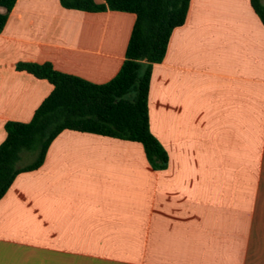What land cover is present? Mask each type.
I'll return each instance as SVG.
<instances>
[{
  "label": "crops",
  "instance_id": "0c3cea01",
  "mask_svg": "<svg viewBox=\"0 0 264 264\" xmlns=\"http://www.w3.org/2000/svg\"><path fill=\"white\" fill-rule=\"evenodd\" d=\"M0 14V144L53 91L18 64L105 84L136 19L59 0ZM149 125L165 170L140 143L61 132L0 200V264H264V25L251 0H191L153 66Z\"/></svg>",
  "mask_w": 264,
  "mask_h": 264
},
{
  "label": "trees",
  "instance_id": "16d2710c",
  "mask_svg": "<svg viewBox=\"0 0 264 264\" xmlns=\"http://www.w3.org/2000/svg\"><path fill=\"white\" fill-rule=\"evenodd\" d=\"M17 0H0L10 12ZM67 10L106 11L135 15V23L118 74L105 84H94L56 71L50 63H20L28 72L53 85V91L28 123L8 122L0 144V200L16 177L40 168L54 139L70 130L140 143L154 170H165L169 155L151 133L149 88L153 66L163 62L173 31L185 24L191 0H59ZM264 25L262 0H251ZM0 14V34L7 23ZM34 156L33 162L22 161Z\"/></svg>",
  "mask_w": 264,
  "mask_h": 264
},
{
  "label": "rangeland",
  "instance_id": "374dc122",
  "mask_svg": "<svg viewBox=\"0 0 264 264\" xmlns=\"http://www.w3.org/2000/svg\"><path fill=\"white\" fill-rule=\"evenodd\" d=\"M262 4H264V0H262ZM34 158H35L34 156H30V157L24 159L22 161V164H29V163L33 162Z\"/></svg>",
  "mask_w": 264,
  "mask_h": 264
}]
</instances>
